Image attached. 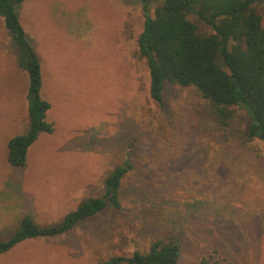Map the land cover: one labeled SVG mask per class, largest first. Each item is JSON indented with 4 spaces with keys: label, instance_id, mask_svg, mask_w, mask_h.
I'll use <instances>...</instances> for the list:
<instances>
[{
    "label": "rangeland",
    "instance_id": "1",
    "mask_svg": "<svg viewBox=\"0 0 264 264\" xmlns=\"http://www.w3.org/2000/svg\"><path fill=\"white\" fill-rule=\"evenodd\" d=\"M255 10L264 28V2ZM17 13L54 132L28 148L24 168L10 166L7 144L28 123V76L0 18V239L23 215L59 222L101 196L115 167L127 161L130 170L119 210L23 242L0 264H99L170 239L181 247L178 264H264V139L248 137L243 110L224 126L192 87L166 82L162 103L152 100L137 48L142 5L23 0Z\"/></svg>",
    "mask_w": 264,
    "mask_h": 264
},
{
    "label": "trees",
    "instance_id": "2",
    "mask_svg": "<svg viewBox=\"0 0 264 264\" xmlns=\"http://www.w3.org/2000/svg\"><path fill=\"white\" fill-rule=\"evenodd\" d=\"M23 0H0V18L9 31L18 64L28 76L26 95L28 126L7 144L8 163L22 169L28 148L42 133L52 134L46 121L50 104L40 96L39 60L17 13ZM141 4L144 25L137 39L138 54L146 60L150 96L160 105L164 84L194 88L224 126L243 110L249 118L248 137L264 139V28L255 5L264 0H127ZM189 17H194L193 22ZM130 170L126 161L103 182V194L82 201L59 222L38 225L23 215L13 231L0 239V255L32 240L50 239L71 231L107 209H120L119 189ZM177 239L153 241L146 253L115 256L99 264H178ZM202 259L199 264H209Z\"/></svg>",
    "mask_w": 264,
    "mask_h": 264
},
{
    "label": "crops",
    "instance_id": "3",
    "mask_svg": "<svg viewBox=\"0 0 264 264\" xmlns=\"http://www.w3.org/2000/svg\"><path fill=\"white\" fill-rule=\"evenodd\" d=\"M27 126H28V123H27L26 125H24V131H23V133L26 131ZM23 133H21V134H23ZM21 134H20V135H21Z\"/></svg>",
    "mask_w": 264,
    "mask_h": 264
}]
</instances>
